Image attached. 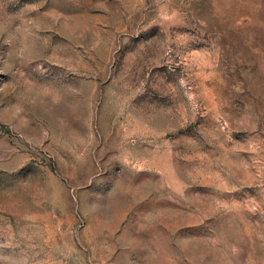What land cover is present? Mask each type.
I'll return each mask as SVG.
<instances>
[{
  "label": "rangeland",
  "instance_id": "374dc122",
  "mask_svg": "<svg viewBox=\"0 0 264 264\" xmlns=\"http://www.w3.org/2000/svg\"><path fill=\"white\" fill-rule=\"evenodd\" d=\"M0 264H264V0H0Z\"/></svg>",
  "mask_w": 264,
  "mask_h": 264
}]
</instances>
